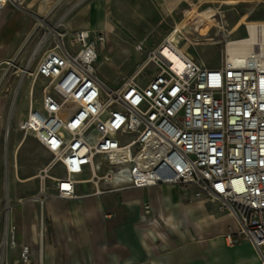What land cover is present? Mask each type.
Here are the masks:
<instances>
[{"label": "built area", "instance_id": "obj_1", "mask_svg": "<svg viewBox=\"0 0 264 264\" xmlns=\"http://www.w3.org/2000/svg\"><path fill=\"white\" fill-rule=\"evenodd\" d=\"M6 4L24 9V0H0V12ZM65 20L41 37L32 56L46 49L27 73L30 102L16 129L33 134L50 160L37 172L36 193L23 202L42 208L54 199L75 198L83 184H91L96 194L193 185L196 197L216 201L237 222L235 238L226 237L230 244H250L264 264L261 57L252 54L245 63L226 58L210 68L164 41L182 60L181 71L158 47L147 52L131 79L112 88L95 65L106 34L69 31ZM135 49L142 51L143 43ZM6 64L15 68L12 60ZM148 65L155 73L145 79L140 75ZM37 80L41 101L35 105ZM151 214V208L145 210L146 218ZM44 232L41 217L36 242H22L10 210L0 209V264H40Z\"/></svg>", "mask_w": 264, "mask_h": 264}, {"label": "crops", "instance_id": "obj_2", "mask_svg": "<svg viewBox=\"0 0 264 264\" xmlns=\"http://www.w3.org/2000/svg\"><path fill=\"white\" fill-rule=\"evenodd\" d=\"M213 1L217 0H88L65 20V27L104 32L110 54L115 22L147 18L145 6L157 18H172L179 11ZM226 1L260 5L263 0ZM92 12L99 17L92 19ZM255 20L264 21V15ZM105 28L112 32L106 33ZM137 42L147 49L144 41ZM20 147L21 143L13 149ZM37 172L32 177L36 182L32 194L38 189ZM197 191L193 185L175 184L96 194L91 184H83L72 199H54L42 208L26 202L17 205L10 222L22 242L33 244L43 218L40 264H259L250 244H230L226 238H235L237 222L216 201L196 197ZM148 208L150 218L145 215Z\"/></svg>", "mask_w": 264, "mask_h": 264}, {"label": "rangeland", "instance_id": "obj_3", "mask_svg": "<svg viewBox=\"0 0 264 264\" xmlns=\"http://www.w3.org/2000/svg\"><path fill=\"white\" fill-rule=\"evenodd\" d=\"M77 1L28 0L24 9L7 5L0 12V209L8 208L10 213L35 191L36 182L32 177L50 160L49 154L42 149L33 134L23 136L16 129L17 124L25 118L29 106L32 78L27 73L33 71L46 47L34 53V56L32 52L45 33L76 11L77 8H73ZM259 4L217 0L210 5L202 3L194 5L192 9L186 8L172 15V18H157L152 9L145 6L147 18L115 22L113 32L110 28L104 29L106 33L112 32L113 49L108 54L105 48L108 44L102 51L97 47V73L110 87L121 86L142 67L147 49L160 48L177 27L180 31L178 50L188 53L198 64L210 68L220 67L227 58V42L245 38L246 24L264 23L255 20L262 19L264 15V0ZM254 13L255 16L252 15ZM91 14L94 17L92 19L99 17L98 13L97 16L93 12ZM31 31L33 33L24 43ZM137 41H144L147 49L143 47L142 51H137ZM104 56L109 61L104 60ZM10 60L14 62L15 68H8L6 62ZM153 73L155 69L148 65L140 76L149 79ZM32 99L35 105L41 101L39 80L35 83ZM6 130H9L8 134ZM20 143L22 147L19 150L13 149Z\"/></svg>", "mask_w": 264, "mask_h": 264}, {"label": "bare ground", "instance_id": "obj_4", "mask_svg": "<svg viewBox=\"0 0 264 264\" xmlns=\"http://www.w3.org/2000/svg\"><path fill=\"white\" fill-rule=\"evenodd\" d=\"M7 7V4L4 5V7L1 9H5ZM193 19V18H192ZM207 28L208 25H205ZM34 31V30H33ZM33 31L30 32V34L25 39L24 43L27 41V39L31 36ZM245 31L247 36L243 39H236V40H229L227 42L228 46V52H227V58L229 61H232L234 63H245L247 59L252 55L257 53L261 57L260 62L264 66V23H249L245 25ZM178 33L180 31L175 28L173 33L167 37L166 40L172 44H176L175 48L177 52L183 54L184 56L191 57L188 53L185 51L178 50V46L180 44ZM109 38V37H108ZM23 43V45H24ZM22 45V46H23ZM170 46L166 43H163L162 46L159 48V50H162V53L165 54L168 58H170L173 62V67L176 68L177 71H181L183 68V62L176 56L174 51H172ZM21 49V48H20ZM30 95V90H29ZM30 102V101H29ZM21 146V145H20ZM18 149V148H17Z\"/></svg>", "mask_w": 264, "mask_h": 264}]
</instances>
